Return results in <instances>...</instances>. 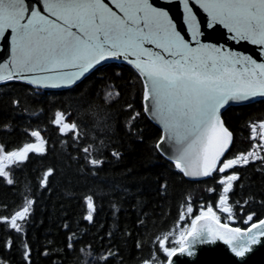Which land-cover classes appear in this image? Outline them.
<instances>
[{
	"label": "snow or ice",
	"instance_id": "snow-or-ice-1",
	"mask_svg": "<svg viewBox=\"0 0 264 264\" xmlns=\"http://www.w3.org/2000/svg\"><path fill=\"white\" fill-rule=\"evenodd\" d=\"M174 4L181 12L179 20L171 14ZM201 10L206 14L204 20L199 17ZM216 25L227 30L235 48L207 39L203 29L214 30ZM0 40L4 41L0 84L69 87L101 62L122 59L135 69L142 82L143 110L163 129L156 147L170 146L175 168L186 177L230 172L218 182L222 190L215 209L212 204L202 205L191 224L176 235V246H167L171 232L163 239L157 237L164 259L153 253L142 264H179V256H194L197 246L217 240L231 246V252L244 264L253 246L264 242V219L252 222L255 213L247 215L245 224L252 222L248 227L228 223L235 220L234 209L239 206V202H229L232 182L241 178L232 170L256 162L264 164V120L248 125L253 143L247 152L224 159L234 137L222 117V110L231 104L264 102V0H166L163 4L156 0H0ZM244 43L256 46L259 59L240 50ZM115 96H119L118 91L105 93L106 100ZM12 103L18 105L20 100ZM139 116L134 113L130 120ZM68 118L58 110L52 123L62 135L72 134L74 141L79 140L82 130L77 122H67ZM30 135L37 142L18 149L6 151L0 144V177H8L10 172L5 169L22 164L30 153L48 151V141L39 130ZM76 150L85 154L88 165H103L104 161L94 155L98 149L93 145ZM112 155L119 158L120 153ZM53 171H45L42 187H46ZM6 182L12 184L13 180ZM84 199L85 219L92 222L94 197L87 195ZM190 200L187 212L192 214ZM33 203L27 200L21 211L10 218L0 217V222H8L11 229L22 233L23 223L31 215L28 205ZM221 214L225 216L223 223ZM180 220H186L183 212ZM11 243L8 241L6 246L11 247ZM24 247L27 259L31 250L26 244Z\"/></svg>",
	"mask_w": 264,
	"mask_h": 264
},
{
	"label": "trees",
	"instance_id": "trees-1",
	"mask_svg": "<svg viewBox=\"0 0 264 264\" xmlns=\"http://www.w3.org/2000/svg\"><path fill=\"white\" fill-rule=\"evenodd\" d=\"M142 87L135 69L123 62L99 65L65 89L0 84V144L5 150L37 142L30 135L33 130L48 141L46 153H30L22 164L5 169L8 177H0V217L10 218L27 200L34 201L28 205L31 215L22 233L0 222V264H142L153 253L163 260L157 237L171 232L167 246H176V235L191 224L202 205L215 209L222 190L218 182L230 172L191 180L162 156L156 147L161 130L143 110ZM109 90L119 96L106 100ZM14 99L20 103L14 105ZM58 110L69 117L67 122H77L82 130L79 140L62 135L52 123ZM134 113L140 116L131 121ZM222 117L234 137L227 159L251 148L248 125L264 120V102L229 106ZM88 145L98 149L94 155L104 161L99 168L88 165L85 154L76 150ZM113 152H119V158ZM49 168L54 171L42 187ZM232 171L241 178L232 182L229 202L239 206L235 220L228 223L245 228L264 218V164ZM87 195H93L96 204L92 222L85 219ZM189 198L192 214L187 212ZM181 212L186 220H180ZM250 213H255L254 219L245 224ZM25 244L31 250L27 259Z\"/></svg>",
	"mask_w": 264,
	"mask_h": 264
},
{
	"label": "water",
	"instance_id": "water-1",
	"mask_svg": "<svg viewBox=\"0 0 264 264\" xmlns=\"http://www.w3.org/2000/svg\"><path fill=\"white\" fill-rule=\"evenodd\" d=\"M29 2L35 3V0H26V3H29ZM106 2H107V0H106ZM156 2L158 4H163L166 2V0H156ZM37 6L42 7V4L37 5ZM171 14L177 20H179L181 17L180 9L175 4L171 7ZM199 17L202 20H204L206 18V14L203 13L201 10L199 12ZM203 30L205 31L206 37L210 42L225 45V46H231L234 48L236 47L235 43L229 39L230 34L227 32L226 29L223 28L222 25L214 26V30L213 29H207L206 27ZM3 44H4V41L0 40V51L3 50L2 49ZM240 50L246 51L249 54H252L254 57L259 59V57H257L256 46L244 43L243 45L240 46ZM108 62H123V63L128 64L127 62L123 61L122 59L110 58L104 62H101V64H99V65H102V64L108 63ZM99 65H97V66H99ZM128 65H130V64H128ZM84 77H82L81 79H83ZM79 81H77L76 83H78ZM69 87H71V86H69ZM69 87H60V88H50L49 87V88H44V89H65V88H69ZM40 88H43V87H40ZM232 105H241V104H231L229 106H232ZM229 106H227V107H229ZM223 111L224 110H222V112ZM146 115L161 130V135H162L163 134L162 126L156 120L152 119L150 115H148L147 113H146ZM168 149H170V146L168 144H165L164 148L158 149V151L160 152V154L162 156H164L166 159L170 160L171 151ZM186 178L191 179V180H197V179H202L205 177H186ZM262 240H264V238H262ZM174 259H176V258H174ZM178 259H179V264H241L240 258L235 257V255L231 252V246L225 244L222 240H217L215 243L199 245V246H197V249H196V255L191 256V257L179 256ZM244 264H264V242H262L259 245L253 246L252 251L250 253H248L246 255V257L244 258Z\"/></svg>",
	"mask_w": 264,
	"mask_h": 264
},
{
	"label": "rangeland",
	"instance_id": "rangeland-1",
	"mask_svg": "<svg viewBox=\"0 0 264 264\" xmlns=\"http://www.w3.org/2000/svg\"><path fill=\"white\" fill-rule=\"evenodd\" d=\"M5 163H7V161Z\"/></svg>",
	"mask_w": 264,
	"mask_h": 264
}]
</instances>
